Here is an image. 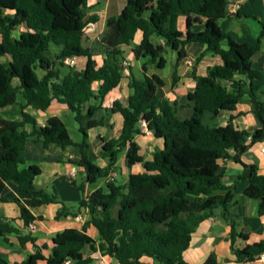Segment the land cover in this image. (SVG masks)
Here are the masks:
<instances>
[{
	"label": "trees",
	"instance_id": "trees-1",
	"mask_svg": "<svg viewBox=\"0 0 264 264\" xmlns=\"http://www.w3.org/2000/svg\"><path fill=\"white\" fill-rule=\"evenodd\" d=\"M152 1L126 0L122 11L107 19L102 35L103 63L98 65L91 49L80 41L87 26L98 18L94 14L87 17L89 0H0V56L11 55L8 63L0 65V194L8 182L19 184L23 192L31 194L27 199H2L19 205L25 226L43 219L42 215L35 216L31 208L44 204H60L56 219L75 217L82 208L90 215L81 229L69 227L58 231L52 238L49 254L45 253L49 245L37 244L30 232L22 234L10 220L0 217V235L17 232L21 244L31 241L37 247L21 262L11 263L0 255V264H38L41 260L64 264L68 259L73 264H99L86 253L87 247L100 250L120 264H149L143 257H150L154 263L186 264L184 252L200 222L216 209L229 218L234 187L225 184L219 160H240L241 154L264 141V100L257 94V80L264 78V71L253 65L261 48L264 24L255 44L238 41L221 29L219 20L227 15L230 3L238 2L241 8L251 0H154L151 7ZM194 15L206 18L204 30L191 29ZM181 16L186 18V31L179 27ZM139 30L143 38L133 51L136 57L148 56L149 60L143 64L141 77L133 72L129 75L128 105L118 100L113 103L112 110L123 115L124 123L118 137L104 142L100 153L108 164L101 166L91 159L89 127L84 122L125 78L124 48ZM153 35L161 37L164 43L154 44ZM225 39L226 47L222 44ZM190 42L206 44V52L219 55L223 63L209 66L206 75H198L193 68V76L198 79L188 97L195 113L180 119L178 101L157 94L165 81L156 73L149 74L148 66L163 68L168 47L178 53L179 59L186 58V45ZM66 57H86V66H70L62 76ZM39 70L45 73L41 76ZM238 74L245 75L247 80L238 79ZM176 78L175 74V83ZM15 79L20 85L14 83ZM95 83H99L96 90ZM20 89L27 97L26 104L18 101ZM247 92L261 127L249 131L236 126L233 117L225 125L218 124L221 110H234ZM54 101L66 104L73 113L83 135L80 142L73 140L61 117L51 116L40 125L26 110L31 105L45 111ZM142 120L155 137L164 140V146L156 150L152 159L141 154L136 140L143 133ZM27 124L32 125V130L26 129ZM31 138L45 148L51 144L79 147L80 157L69 158L83 170L79 175L81 181L71 179L83 195L76 210L60 198L55 186L51 191L37 187L35 180L42 173L40 165L23 166L26 144ZM126 148V165L141 163L144 170L130 173L128 181L120 184L111 174L117 169L119 153ZM233 150L237 151L234 155ZM249 168L247 175L239 177L248 181L247 193L258 201V211L264 214V174L257 164ZM106 178L108 190L100 187L88 191L90 185ZM91 225L98 229V238L88 233ZM239 237L247 239V234L239 232L231 221V249L236 264L255 260L264 252V239L236 247ZM214 262L215 255H210L205 264Z\"/></svg>",
	"mask_w": 264,
	"mask_h": 264
},
{
	"label": "crops",
	"instance_id": "crops-1",
	"mask_svg": "<svg viewBox=\"0 0 264 264\" xmlns=\"http://www.w3.org/2000/svg\"><path fill=\"white\" fill-rule=\"evenodd\" d=\"M151 7L155 5L154 0ZM126 4V0H89L88 5L91 7L89 14L97 15L95 22L90 23L85 33L80 37V41L84 47H89L97 60L98 65L103 63L104 46L102 42L103 32L106 30L107 19L111 16L118 15ZM228 13L225 17L219 20L221 29L231 35L238 41H249L255 44L263 29L264 24V0H251L242 5L235 13ZM148 11V10H147ZM192 24L193 31H202L206 26V18L199 15H194ZM179 27L186 31V18L181 16L179 18ZM25 27L22 26L21 30ZM16 34V33H15ZM143 38V32L137 31L131 44L125 46V59L129 62L124 70L125 78L121 83L113 89L105 98L101 107H99L92 117L88 118L84 123L89 127V143L90 156L93 161L105 166L108 160L103 158L100 151L106 140L118 137L123 123L124 117L120 112L112 110L114 101H120L124 106L129 103V95L131 89L129 87V75L131 72L135 73L137 77H141L144 73L143 64L148 62L149 57H136L133 47L139 44ZM154 44L164 43V40L157 36H152ZM223 46L226 47L228 40H223ZM260 51L253 58V65L255 68L264 71V36L261 39ZM56 49V46H53ZM187 57L183 59L178 58V53L171 47H168L165 52L167 63L163 68H158L155 65L148 66V73H156L160 75L165 85L160 87L157 94L161 98H167L171 101H178L179 109L178 116L180 119L190 118L194 115L195 110L192 102L189 100L188 94L196 86L197 79L193 76V68L198 75H206L209 66L215 64H222L223 60L219 55L206 52V44L200 42H190L186 45ZM203 52L206 54L197 63L195 60ZM188 58L193 59V65L187 62ZM11 60V55L0 56V65L6 64ZM87 58L79 57L76 64L72 67L76 69H83L86 66ZM70 66L61 67L62 76L68 72ZM44 70H39L42 76ZM175 74L177 75L175 83ZM238 79L247 80L245 75L238 74ZM16 85H20L18 79L14 80ZM250 81L248 80V85ZM260 88L257 91L259 99L264 100V78L257 80ZM99 83L93 85L94 89L98 88ZM19 102L27 103V97L22 89L17 93ZM253 102L247 93L238 102L234 110H221L216 122L225 125L231 117L234 119L236 126L254 131L261 127V121L253 112ZM26 110L33 114L40 125H44L51 116L61 117L66 125L74 122V115L66 104L54 101L51 106L45 110H38L31 105L26 107ZM68 127V125H67ZM74 131L79 132L76 136H72L73 140L80 142L82 140V133L74 126ZM69 128V127H68ZM27 130H32V125H26ZM71 133V130L69 128ZM141 149L140 152L146 159H152L156 150L164 146V140L154 136L153 132L148 131L136 136ZM264 141L253 145L249 150L240 155V160L233 158H223L219 160V172L224 175V182L226 185L234 187L235 193L234 202L228 212L229 218L226 219L222 215L221 209H216L214 213L200 222L197 229L193 232L191 243L184 252L186 264H205L210 255H215L214 264H236V255L231 249V221L236 224L239 232L247 234V239L241 237L236 239V247H244L248 243H253L264 239V214L258 211V201L252 198L247 193L248 181L240 178L241 175H247L250 171L251 164H257L259 171L264 174ZM237 151L233 150L231 154ZM127 148L122 150L118 155L116 162L117 183L124 184L128 181L130 173H138L144 170L141 163L134 164L132 167L126 165ZM80 157V149L78 146L70 145L66 148H61L56 144H51L45 148L41 142H36L31 138L28 140L25 149V164H38L42 168V173L36 178L35 184L39 188L51 190L55 186L61 195L62 200L76 210L78 202L82 198V193L79 188L72 184L71 179L81 181V175L78 166L71 163L69 158L78 159ZM83 174V173H82ZM123 177L122 182H118L119 177ZM108 179H101L95 184L90 185L89 192L97 188H107ZM2 197L11 198L19 197L20 199H27L31 197L30 193L23 192L21 186L15 182H8L7 187L0 194V217H4L12 222L15 226L21 229L22 234L31 233L37 238V244L49 245L45 250L49 254L52 249V238L58 232L65 228L76 227L81 229L84 223L90 219L88 210L82 208L77 216H62L58 219L55 214L60 207V204H44L31 208L35 216L42 215L43 219L35 222L36 228L25 226L21 216L19 205L12 200H3ZM88 233L95 238L99 237V231L91 225L88 228ZM37 247L33 242L28 241L21 244L19 234L17 232H9L6 236L0 235V255L8 262H21L30 254L34 253ZM90 248H86V253H90ZM110 264H120L118 260L107 256ZM143 261L149 264H156L150 257H143ZM38 264H47L46 260H41ZM245 264H264V261L257 259L248 261Z\"/></svg>",
	"mask_w": 264,
	"mask_h": 264
},
{
	"label": "built area",
	"instance_id": "built-area-1",
	"mask_svg": "<svg viewBox=\"0 0 264 264\" xmlns=\"http://www.w3.org/2000/svg\"><path fill=\"white\" fill-rule=\"evenodd\" d=\"M229 12L230 13H235L239 8H240V4L238 2H233L229 4ZM76 57H66L64 59V63L67 66H74L76 64ZM187 62L191 65H193V59L192 58H188ZM123 65L124 67L129 66V62L124 59L123 60ZM142 132H148L149 130L147 129V122L145 120H142ZM262 151H264V148H262ZM116 173H114V171L111 174V177H115ZM30 227L35 229L36 228V224L35 222H32L30 224ZM89 256L93 257L99 264H110V262L107 259V255L102 254V252L100 250H95V251H90V253L88 254ZM258 261H264V252H262L261 254H259L256 258ZM64 264H73V261L71 259H68L65 261Z\"/></svg>",
	"mask_w": 264,
	"mask_h": 264
},
{
	"label": "rangeland",
	"instance_id": "rangeland-1",
	"mask_svg": "<svg viewBox=\"0 0 264 264\" xmlns=\"http://www.w3.org/2000/svg\"><path fill=\"white\" fill-rule=\"evenodd\" d=\"M18 33H19V31L16 32L17 35H18ZM73 124H74V126L78 129L79 125H78L77 121L75 120V118H74V122H73ZM73 124H72V123H68L67 125H68V127L70 128V130H71V134H72L73 136H76L79 132H75V131H74ZM122 180H123V177L120 176L119 179H118V182H122ZM51 190H52V189H51ZM51 190H49V191H51ZM60 198H61V195H60ZM61 199H62V198H61ZM77 208H78V207H77ZM156 264H162V263L156 261Z\"/></svg>",
	"mask_w": 264,
	"mask_h": 264
},
{
	"label": "water",
	"instance_id": "water-1",
	"mask_svg": "<svg viewBox=\"0 0 264 264\" xmlns=\"http://www.w3.org/2000/svg\"><path fill=\"white\" fill-rule=\"evenodd\" d=\"M80 173L82 174L83 173V170H80Z\"/></svg>",
	"mask_w": 264,
	"mask_h": 264
}]
</instances>
